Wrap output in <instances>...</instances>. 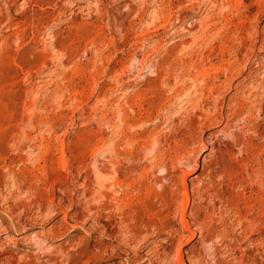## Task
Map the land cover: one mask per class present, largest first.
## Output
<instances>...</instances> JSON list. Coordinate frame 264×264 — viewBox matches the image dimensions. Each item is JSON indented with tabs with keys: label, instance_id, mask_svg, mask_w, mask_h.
<instances>
[{
	"label": "rangeland",
	"instance_id": "rangeland-1",
	"mask_svg": "<svg viewBox=\"0 0 264 264\" xmlns=\"http://www.w3.org/2000/svg\"><path fill=\"white\" fill-rule=\"evenodd\" d=\"M184 263L264 264V0H0V264Z\"/></svg>",
	"mask_w": 264,
	"mask_h": 264
},
{
	"label": "bare ground",
	"instance_id": "bare-ground-1",
	"mask_svg": "<svg viewBox=\"0 0 264 264\" xmlns=\"http://www.w3.org/2000/svg\"><path fill=\"white\" fill-rule=\"evenodd\" d=\"M193 169V168H192ZM106 174V173H105ZM107 175V174H106ZM181 260H183V259H181ZM185 264V263H184Z\"/></svg>",
	"mask_w": 264,
	"mask_h": 264
}]
</instances>
